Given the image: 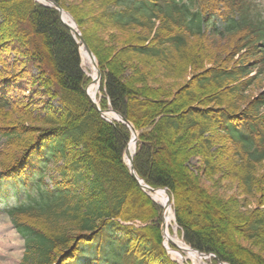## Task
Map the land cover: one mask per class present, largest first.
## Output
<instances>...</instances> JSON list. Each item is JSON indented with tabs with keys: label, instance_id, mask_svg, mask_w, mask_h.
<instances>
[{
	"label": "trees",
	"instance_id": "16d2710c",
	"mask_svg": "<svg viewBox=\"0 0 264 264\" xmlns=\"http://www.w3.org/2000/svg\"><path fill=\"white\" fill-rule=\"evenodd\" d=\"M51 1L98 61L101 110L138 132L136 173L168 191L184 242L214 264H264V3ZM91 84L57 10L0 0V199L4 182L40 176L7 212L21 264H178L163 207L125 163L132 133L102 118Z\"/></svg>",
	"mask_w": 264,
	"mask_h": 264
},
{
	"label": "rangeland",
	"instance_id": "374dc122",
	"mask_svg": "<svg viewBox=\"0 0 264 264\" xmlns=\"http://www.w3.org/2000/svg\"><path fill=\"white\" fill-rule=\"evenodd\" d=\"M81 53H82V51H81ZM82 58H83V56H82ZM11 61H13L12 58H11ZM82 64H83L82 65L83 69L86 72V74L88 75V77L91 76L93 73V67H92L91 62H88L83 58ZM34 73H38L36 69L34 70ZM89 88L90 87H88V89ZM26 93L28 94V92H26ZM100 94L101 93H99L98 98H97V101H99V102H100V99L102 98V95H100ZM52 104L56 108L61 107L58 104V102H56V101L53 102ZM111 117H113V116H111ZM50 166L53 167L54 164L51 163ZM46 173L52 174L53 172L47 171ZM12 186L14 187V185H12ZM22 189H23V191L26 190V186L24 184H22ZM11 196L14 197L15 194L12 193ZM13 201H14L13 198H11L9 200L10 203H13ZM9 202L4 201L3 203L0 204V208H2L4 205H6ZM171 202H172V198H171ZM164 213H163V221H162L163 247L166 250L170 259L176 263L178 261L179 262L178 264H214L213 258L209 255H206V254H204L205 256H201L200 261L198 259L194 260V259L188 258L186 253H182L183 258H187L186 261H182L180 257L174 256V252L178 249L176 246H174L172 243H169V241L167 240V234L165 232V226H164L166 224V211L165 210H164ZM173 226L174 227L176 226L175 221L173 223ZM173 226L170 228L171 235L173 237H175L177 234L179 239L182 241L178 227L177 226L175 227L177 230V233H176V230L173 228ZM244 243L249 246L248 243H246V242H244ZM168 244L170 245V248L172 249L173 253H171V252L169 253L168 250L165 248V246H167ZM24 250H25L24 240L16 232L11 221L6 216L5 212L3 210H0V264H21L23 256H24ZM84 262L85 261H82L81 264H83Z\"/></svg>",
	"mask_w": 264,
	"mask_h": 264
},
{
	"label": "bare ground",
	"instance_id": "6f19581e",
	"mask_svg": "<svg viewBox=\"0 0 264 264\" xmlns=\"http://www.w3.org/2000/svg\"><path fill=\"white\" fill-rule=\"evenodd\" d=\"M38 1H43V0H38ZM65 21H67L72 27H75L74 24L70 21V19L65 18ZM81 51H82L81 54H82L83 58L88 62H92V58L90 57L88 52L85 50V47H82ZM92 67H93V73L90 77L93 79L94 82H93L92 86L89 88L88 92H89L91 99L96 101L98 98V95H99L98 85L100 82V77H99V75H97V70L94 67V64L92 65ZM110 116L116 117L114 114H111ZM134 149H135V144L132 143L129 147V155L130 156L133 155ZM128 160H129V158H128ZM152 197L156 202L160 203L161 205L165 206L166 208L168 207V205H169L168 198H167V195L163 191H156L154 194H152ZM174 221L175 220H174L173 212L170 208H168V211L166 214L167 240L169 242L171 241V242L175 243L179 248V252H185L187 254L188 258L194 259V260L198 259L200 261L201 257L197 253H195L194 251H190L189 250L190 248L188 247V245L186 243H184V241H181L177 234L175 237H173L171 235L170 228L173 226ZM175 227L173 226V228L176 230ZM176 233H177V230H176ZM179 252L174 253V256L179 257V255H178Z\"/></svg>",
	"mask_w": 264,
	"mask_h": 264
},
{
	"label": "water",
	"instance_id": "95a60500",
	"mask_svg": "<svg viewBox=\"0 0 264 264\" xmlns=\"http://www.w3.org/2000/svg\"><path fill=\"white\" fill-rule=\"evenodd\" d=\"M46 1V6H50V7H55L56 9H58L59 11H60V13H61V16H63V11L60 9V7L58 6V5H56V4H54L52 1H50V0H45ZM73 20V19H72ZM74 21V20H73ZM75 22V21H74ZM68 27L73 31V32H75V30L74 29H72L69 25H68ZM81 43H82V45L85 47V49H86V51L88 52V54L90 55V57L92 58V62H93V64H94V67L96 68V70H97V75H99V77H100V79L102 78V76H101V71L98 69V65H97V62H96V58H95V56L93 55V53H92V51L90 50V48L88 47V45L86 44V42H85V40L83 39V38H81ZM94 103V105H95V107L100 111V109L98 108V105L95 103V102H93ZM101 112V111H100ZM113 114H115L116 116H117V120L118 121H121V122H123V123H125V124H127L129 127H130V129L132 130V132H133V135H134V139H133V143H136V141H137V134H136V131L134 130V128L121 116V115H119V114H117V113H115V112H113V111H111ZM101 114H102V117L103 118H106V116H107V113H104V112H101ZM126 156H127V158H129V167H130V171H131V174H132V176H133V178L140 184V187L142 188V190L147 194V195H149L150 196V193H155L156 192V190H153V189H151L148 185H146L142 180H140L139 179V177H138V175H137V173H136V171H135V168H134V164H133V158H134V155L133 156H130L129 155V150H126ZM167 196H168V200L170 201V197H169V194L167 193V191L166 190H162ZM151 197V196H150Z\"/></svg>",
	"mask_w": 264,
	"mask_h": 264
}]
</instances>
